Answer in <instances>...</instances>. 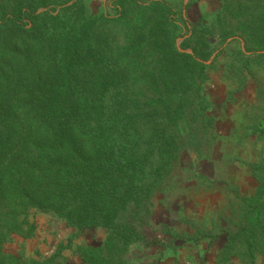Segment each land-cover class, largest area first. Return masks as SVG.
<instances>
[{
	"label": "trees",
	"instance_id": "trees-1",
	"mask_svg": "<svg viewBox=\"0 0 264 264\" xmlns=\"http://www.w3.org/2000/svg\"><path fill=\"white\" fill-rule=\"evenodd\" d=\"M114 4L111 14L83 0H0V264L63 263L59 248L27 260L3 251L14 234L34 235L37 212L77 233L106 230L100 244L77 248L82 264H134L130 248L164 179L182 149L202 147L210 38L231 31L246 50H264V0H221V21L192 29L180 46L168 2ZM223 12L245 17L236 32ZM250 165L256 192L215 264H258V255L264 264V168Z\"/></svg>",
	"mask_w": 264,
	"mask_h": 264
},
{
	"label": "rangeland",
	"instance_id": "rangeland-1",
	"mask_svg": "<svg viewBox=\"0 0 264 264\" xmlns=\"http://www.w3.org/2000/svg\"><path fill=\"white\" fill-rule=\"evenodd\" d=\"M49 1L59 6L73 0ZM164 1L177 12V46L192 29L221 21L216 16L221 0ZM83 2L92 12H115L114 0ZM221 19L233 33L245 17L229 18L223 12ZM210 40L209 79L202 89L212 117L205 123L202 147L182 149L164 179L142 239L130 248L128 259L134 264H215L226 231L238 228L247 214L246 202L256 192L258 182L250 164L264 168V50H246L241 37L237 33L232 37L231 31L224 41ZM185 51L192 52V45ZM32 220L34 235L14 234L3 245L4 252L25 260L44 259L59 248L63 263L55 264H82L77 248L98 245L106 236L101 227L77 233L49 212H37ZM261 258L258 255V264ZM227 264L244 263L233 256Z\"/></svg>",
	"mask_w": 264,
	"mask_h": 264
}]
</instances>
